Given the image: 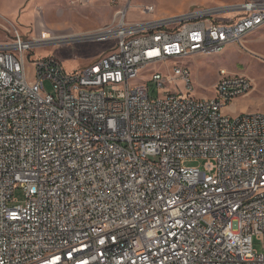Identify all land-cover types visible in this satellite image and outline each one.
Instances as JSON below:
<instances>
[{
    "label": "built area",
    "instance_id": "1",
    "mask_svg": "<svg viewBox=\"0 0 264 264\" xmlns=\"http://www.w3.org/2000/svg\"><path fill=\"white\" fill-rule=\"evenodd\" d=\"M128 11L75 36L113 46L70 72L54 56L27 70L58 36L0 41V264H264V111L222 112L251 79L221 68L199 98L182 63L242 44L264 0ZM147 74L155 98L136 82Z\"/></svg>",
    "mask_w": 264,
    "mask_h": 264
},
{
    "label": "rangeland",
    "instance_id": "2",
    "mask_svg": "<svg viewBox=\"0 0 264 264\" xmlns=\"http://www.w3.org/2000/svg\"><path fill=\"white\" fill-rule=\"evenodd\" d=\"M243 1L246 0H0V41L11 40L16 32L26 39L51 34L58 36L54 44H41L27 51L30 57L27 58V70L30 74L34 73L36 58L54 56L70 72L96 61L113 46L112 41L74 40L75 36H87L110 23L120 7L129 6V19L139 20L150 17L143 12L146 4L155 6L157 16H170L194 6H225ZM182 63L191 71L193 94L199 98L214 96L221 68L231 73L245 74L251 79L252 88L223 107L225 115L237 118L264 111V25L247 36L240 45L230 44L221 53L194 55ZM155 67L169 73L165 65ZM148 78L147 74L136 82L147 85L151 97L155 98L158 86L155 82L147 81ZM178 85L183 87L180 80ZM46 88L51 89L49 83ZM203 162L199 158L184 161L186 165L200 166H203ZM14 197L19 203L26 199L21 188L15 190ZM254 247L259 252L264 251L261 240L255 239Z\"/></svg>",
    "mask_w": 264,
    "mask_h": 264
},
{
    "label": "crops",
    "instance_id": "3",
    "mask_svg": "<svg viewBox=\"0 0 264 264\" xmlns=\"http://www.w3.org/2000/svg\"><path fill=\"white\" fill-rule=\"evenodd\" d=\"M184 12V11H183ZM174 14H180V13H173L172 15H174Z\"/></svg>",
    "mask_w": 264,
    "mask_h": 264
},
{
    "label": "bare ground",
    "instance_id": "4",
    "mask_svg": "<svg viewBox=\"0 0 264 264\" xmlns=\"http://www.w3.org/2000/svg\"><path fill=\"white\" fill-rule=\"evenodd\" d=\"M34 45H37V44H34Z\"/></svg>",
    "mask_w": 264,
    "mask_h": 264
}]
</instances>
